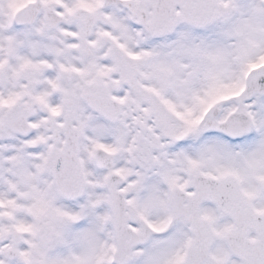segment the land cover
I'll list each match as a JSON object with an SVG mask.
<instances>
[{
	"label": "snow or ice",
	"instance_id": "1",
	"mask_svg": "<svg viewBox=\"0 0 264 264\" xmlns=\"http://www.w3.org/2000/svg\"><path fill=\"white\" fill-rule=\"evenodd\" d=\"M0 264H264V0H0Z\"/></svg>",
	"mask_w": 264,
	"mask_h": 264
}]
</instances>
